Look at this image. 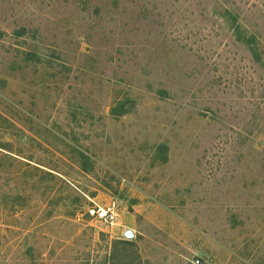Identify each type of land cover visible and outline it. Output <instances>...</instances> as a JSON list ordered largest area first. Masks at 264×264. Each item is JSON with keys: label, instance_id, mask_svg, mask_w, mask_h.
Instances as JSON below:
<instances>
[{"label": "rangeland", "instance_id": "rangeland-1", "mask_svg": "<svg viewBox=\"0 0 264 264\" xmlns=\"http://www.w3.org/2000/svg\"><path fill=\"white\" fill-rule=\"evenodd\" d=\"M0 264H264V0H0Z\"/></svg>", "mask_w": 264, "mask_h": 264}, {"label": "built area", "instance_id": "built-area-1", "mask_svg": "<svg viewBox=\"0 0 264 264\" xmlns=\"http://www.w3.org/2000/svg\"><path fill=\"white\" fill-rule=\"evenodd\" d=\"M95 213L97 218L102 219L109 224H113L116 221L115 217L117 214L112 206L98 207V209L95 210Z\"/></svg>", "mask_w": 264, "mask_h": 264}, {"label": "water", "instance_id": "water-1", "mask_svg": "<svg viewBox=\"0 0 264 264\" xmlns=\"http://www.w3.org/2000/svg\"><path fill=\"white\" fill-rule=\"evenodd\" d=\"M124 235H125L126 238H132L133 237V233H132L131 230H126L124 232Z\"/></svg>", "mask_w": 264, "mask_h": 264}]
</instances>
